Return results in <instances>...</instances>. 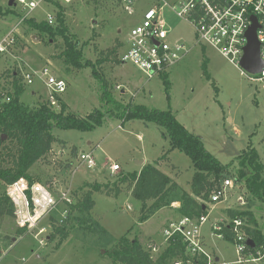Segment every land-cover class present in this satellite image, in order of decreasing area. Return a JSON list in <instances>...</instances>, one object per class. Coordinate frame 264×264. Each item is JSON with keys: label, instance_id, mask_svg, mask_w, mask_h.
Listing matches in <instances>:
<instances>
[{"label": "rangeland", "instance_id": "1", "mask_svg": "<svg viewBox=\"0 0 264 264\" xmlns=\"http://www.w3.org/2000/svg\"><path fill=\"white\" fill-rule=\"evenodd\" d=\"M130 1L133 15L129 14L124 0H47L31 13L14 0H0V41L12 31L16 41L9 53L0 54V74L9 79L18 73L23 79V73L30 68L48 67L54 76L68 84V90L61 99L68 112L86 117L100 109L107 115L103 126L93 132L55 129L54 135L67 145L55 144L49 158L35 165L31 174L41 178L45 184L51 181L61 190L72 183L77 199L86 183L108 184L110 188L117 184L121 189L118 197L104 192L94 194L96 204L90 216L91 226H78L74 221L68 225L69 236L64 241L53 235L54 227L45 236L36 238L39 230L47 227L48 218L43 219L33 233L18 235L15 219L4 217L0 221L1 264H112L107 253L124 236L130 241H139L148 252L153 247L158 248L159 252L152 254L155 258L168 247L163 241V231L179 216L177 202L140 222L147 211L133 198V186L120 184L119 179L128 172L138 171L143 166L139 165L140 161L146 165L153 164L167 155V161L160 166L184 191L190 193L195 174L192 162L184 153L171 151L164 130L154 124L136 120L125 123L123 128L119 126L122 121L116 114H111L113 106L103 99L104 82L113 101L118 104L134 103L161 111L171 108L178 121L200 137L205 148L224 165L230 164L249 145L256 149L264 164V84L251 83L216 50L206 46L194 47L196 35L193 28L166 11L165 18L171 28L169 40H180L188 47H194L169 72L170 107L162 78L148 81L133 66L121 64L130 31L156 2ZM167 1L173 4L177 0ZM59 14L63 15L69 33L79 42L83 60L93 64L99 79L93 76L92 69H78L65 61L63 38L50 40L45 35H38L24 22L26 18L43 22L52 17L51 25L55 27ZM205 61L208 62L209 76L204 72ZM23 84L26 91L21 102L26 107L32 109L40 101L47 100L48 90L38 78L31 86ZM60 109L61 104L56 110ZM73 147L77 149L76 157L71 155ZM90 151H94L97 167L77 169L78 157ZM61 163H70L72 167L63 171ZM114 163L120 164L121 172H110L108 167ZM235 173L232 170L225 177L232 186L226 189L220 203L212 205L205 202L209 208L208 222L204 227L207 245L213 256H220L222 262L228 264L237 260L235 246L218 237H210L208 233L216 223H230L229 209L250 211L264 233V203L250 195L243 181H235ZM218 186L220 184L215 188ZM3 191L4 187L0 185V194ZM151 205L149 202L148 207ZM64 208L60 207L54 214L56 219L61 218Z\"/></svg>", "mask_w": 264, "mask_h": 264}, {"label": "trees", "instance_id": "2", "mask_svg": "<svg viewBox=\"0 0 264 264\" xmlns=\"http://www.w3.org/2000/svg\"><path fill=\"white\" fill-rule=\"evenodd\" d=\"M25 24L38 35H45L50 40L61 37L64 40L65 61L75 68H90L92 74L99 79L97 70L89 61H84L83 53L79 50V42L69 33L62 14L58 16L57 26L48 21L37 22L34 18H26ZM208 62H204V72L207 76ZM13 79L16 93L11 103L0 107V185L4 191L0 194V221L6 216L14 218V206L6 196L7 186L19 179H27L31 183H41L54 190V184L50 181L44 183L41 178L31 174V170L40 162H44L52 153L53 146L67 143L59 140L54 135V130H77L80 132H93L102 127L107 115L100 109L94 110L86 117L68 112L67 105L61 102V109L57 111L47 101H40L35 107L29 109L22 102L26 88L22 77L14 73L9 77ZM166 97L171 107V83L169 74L162 77ZM103 99L106 104L113 106L117 118L122 125L131 121H142L154 124L164 130L165 137L169 140L171 151L178 150L188 156L195 170L191 183V193L184 191L173 179L160 170V164L167 161V155L162 156L153 164L145 165L140 172L128 173L120 177V184L129 183L133 186L132 196L142 204L144 211L140 222H145L154 216L158 211L169 208L173 203L179 202L181 207L178 213L181 217L199 218L208 215L206 201L211 197L217 184L225 180V177L234 170L235 181H243L250 195L264 203V164L253 146L247 149L230 164L224 165L215 158L204 146L200 137L188 131L173 114L171 108L166 111L150 109L143 105L128 103L118 104L113 101L108 93V85L104 82ZM116 112V113H115ZM72 157H76L77 149L71 150ZM62 164V163H61ZM62 170H69L72 165L62 164ZM101 185L100 183H86L81 191L80 197L73 193L75 203L69 206V211L62 225H54V233L64 241L68 238V225L77 222L78 226H91V214L95 207L94 194L107 193L118 197L121 193L120 186ZM110 188V189H109ZM86 190V191H85ZM152 205L148 207V203ZM227 216L230 220L241 219L247 223L246 231L250 240L253 241L254 252H264V233L259 229L257 221L250 211L229 209ZM56 218L54 217L53 220ZM19 230L18 235L24 230ZM223 233L226 240L233 243L234 234L231 232V225L224 227ZM184 245L180 239L170 241L168 247L155 258L146 251L143 245L137 241H130L127 236L117 241L114 249L109 251L112 264H173L184 253Z\"/></svg>", "mask_w": 264, "mask_h": 264}, {"label": "built area", "instance_id": "3", "mask_svg": "<svg viewBox=\"0 0 264 264\" xmlns=\"http://www.w3.org/2000/svg\"><path fill=\"white\" fill-rule=\"evenodd\" d=\"M14 1L31 13L47 0ZM124 3L128 5L126 8L129 14L133 15L132 2L124 0ZM166 11L193 28L196 35L194 47L206 46L216 50L237 67L241 75L251 83L264 84V68L261 73L253 74L241 66L244 50L248 45V32L254 25V19L258 26L260 59L264 63V0H177L173 4L167 0H158V5L147 10L141 23L130 31L127 37V48L121 57L122 65L133 66L143 73L148 81H152L169 74L172 68L190 54L194 47H188L180 40L175 42L169 40L171 28L165 18ZM48 23L53 24L52 17H49ZM13 32L0 41V54L9 53V50L14 47L16 41ZM22 76L23 82L28 86L33 85L38 78L48 90L47 103L55 109L60 106L62 96L68 90V84L64 79L54 76L48 67L30 68ZM15 93L13 79L0 74V107L11 103ZM82 167L90 170L97 167L94 151L82 153L78 157L77 169ZM108 169L112 174L122 171L118 163L110 165ZM230 186H232L230 180L223 181L213 193L210 204L220 203L225 197L226 189ZM58 188L54 185L53 190L47 185L31 183L24 178L7 186L6 196L14 206L17 228L33 233L43 219L48 218L47 227H42L36 234L38 238L45 236L54 225H62L67 217L69 206L74 204L75 200L72 183L62 190ZM60 207H65L61 212V218L53 220L54 214ZM207 222L208 215H202L196 219L181 217L165 227L164 244L168 246L171 240L180 239L185 247L183 255L173 264H228L213 256L205 247L204 227ZM229 225L234 234L232 244L235 246L237 256L233 264L262 263L264 252L260 250L254 252L248 245L250 237L246 231L248 225L245 221L234 219L228 225H223L222 222L216 223L210 229L211 237L226 240L223 230ZM40 243L43 244L44 240L41 239ZM158 250L153 247L150 251L151 255L158 253Z\"/></svg>", "mask_w": 264, "mask_h": 264}, {"label": "water", "instance_id": "4", "mask_svg": "<svg viewBox=\"0 0 264 264\" xmlns=\"http://www.w3.org/2000/svg\"><path fill=\"white\" fill-rule=\"evenodd\" d=\"M13 1L10 2L12 5ZM257 22L254 19V25L248 32V45L245 48L244 56L241 60V66L253 74L261 73L264 68V63L260 59V44L257 39ZM139 165H143V161L139 162ZM15 238L13 239V242ZM248 245L251 248H255L252 240L248 241Z\"/></svg>", "mask_w": 264, "mask_h": 264}, {"label": "crops", "instance_id": "5", "mask_svg": "<svg viewBox=\"0 0 264 264\" xmlns=\"http://www.w3.org/2000/svg\"><path fill=\"white\" fill-rule=\"evenodd\" d=\"M158 5V0H156V2H155V4H154V6H152L151 8H153V7H155V6H157ZM150 8H148L147 10H149ZM146 10V11H147ZM146 11L144 12V14L146 13ZM144 14H143V16H142V19H143V17H144ZM142 19H141V21H142ZM141 23V22H140ZM139 23V24H140ZM138 24V25H139ZM119 126H122V128H123V125L121 124V125H119ZM118 129L119 130H121V128H119L118 127ZM140 138L142 137V136H139ZM146 164H145V162H143V166H145ZM142 166V167H143ZM142 167H140L139 168V170L138 171H135V172H140L141 170H142ZM160 167V170L163 172V173H165V171L163 170V168L161 167V166H159ZM129 173V172H128ZM127 174V173H126ZM166 175H168L169 177H171L169 174H167V173H165ZM172 178V177H171ZM173 179V178H172ZM174 180V179H173ZM175 181V180H174ZM176 182V181H175ZM177 183V182H176ZM178 184V183H177ZM179 185V184H178ZM191 191V190H190ZM188 193V192H187ZM191 193V192H190ZM176 205L178 206V207H176L177 208V211H178V209L180 208V206H181V204L179 203V202H177L176 203ZM209 215V214H208ZM181 218V216L179 215L177 218H175V219H173L172 221H175V220H178V219H180ZM171 221V222H172ZM221 223V222H220ZM210 229H211V227H210ZM209 235H210V237H211V233L209 232L208 233ZM204 243H205V247L207 248V250L210 252V250H209V247H208V245H207V242H206V235L204 234ZM225 241H227V240H225ZM228 242V241H227ZM231 243V242H230ZM217 257H218V259L220 258L221 259V257L220 256H218V255H216Z\"/></svg>", "mask_w": 264, "mask_h": 264}]
</instances>
